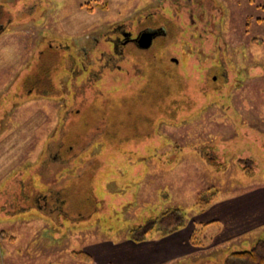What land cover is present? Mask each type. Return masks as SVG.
<instances>
[{
  "label": "rangeland",
  "instance_id": "rangeland-1",
  "mask_svg": "<svg viewBox=\"0 0 264 264\" xmlns=\"http://www.w3.org/2000/svg\"><path fill=\"white\" fill-rule=\"evenodd\" d=\"M152 15L169 26L152 55L175 64L161 107L137 99L146 78L134 88L130 65L99 67L117 27ZM0 23V264H85L73 252L137 239L169 209L202 249L173 264H224L264 239L263 214L238 235L200 217L217 200L264 197V0H0ZM82 57L100 79L60 81Z\"/></svg>",
  "mask_w": 264,
  "mask_h": 264
},
{
  "label": "crops",
  "instance_id": "crops-1",
  "mask_svg": "<svg viewBox=\"0 0 264 264\" xmlns=\"http://www.w3.org/2000/svg\"><path fill=\"white\" fill-rule=\"evenodd\" d=\"M229 199L224 201H216L211 209L202 216L206 225L225 221L228 232L233 235L251 229L256 222L255 219L264 215V197L259 199ZM45 199L40 198V201ZM245 200V201H244ZM225 215H229L226 217ZM54 225L59 226L57 220L49 217ZM75 223V222H74ZM264 223V216L262 218ZM73 224V223H72ZM47 227L50 224L46 225ZM190 234L185 233V229L172 234L171 236H158L144 239L127 240L122 244L115 246L111 242H104L99 244H90L85 247L86 252L94 254L95 260H103L106 264H173L168 259L172 253L175 255L192 257L199 253L202 249L191 247L189 243ZM225 240V239H224ZM222 240H213V242L206 248L210 250L216 245H219ZM181 254V255H180ZM186 259V258H185ZM180 261L177 264H181Z\"/></svg>",
  "mask_w": 264,
  "mask_h": 264
},
{
  "label": "trees",
  "instance_id": "trees-1",
  "mask_svg": "<svg viewBox=\"0 0 264 264\" xmlns=\"http://www.w3.org/2000/svg\"><path fill=\"white\" fill-rule=\"evenodd\" d=\"M143 58H145L144 64H149L145 65L148 66L149 69L147 73H143L142 70L141 75H138V77H135L134 73L132 75L133 80L135 79L134 88L136 87V82L138 80L137 78H140L138 81H142V78H146L145 83H143L139 89L135 90H139L136 97L138 100H144L145 102L152 103L154 107H161V100L162 97H164V94L166 93L165 91L171 86H173L175 82V80L172 81L174 75H166L165 71L169 67V64L172 63H167V60H165V58L159 59L156 55H145ZM146 58L150 59V61L146 60ZM163 73H165V75H163ZM161 75L166 78V85L161 84L163 83V81H165ZM66 76H69V74L64 73L63 76L61 74L58 79L60 78V81L63 78L67 79ZM91 103L89 107H93L94 110H98L99 108H101L103 102L101 101V99H99V96H97L96 100H93ZM132 108L133 106H131V109ZM108 135L112 136L113 139L117 138L115 136V133ZM42 195L45 200L41 202L40 198L42 199ZM46 198L47 196L45 194L41 193L37 195L36 204L39 210L44 209L43 204L47 200ZM215 198L216 192H211L210 189L207 192L201 194L198 199V205L202 212L207 209V207L212 201H214ZM185 220L186 218L183 212L178 209H169L163 212L161 216L155 218L152 223H148L147 226L137 227V231H133V233H140V237L137 238L138 240H140L144 239L147 234L151 233L155 229V227H159L160 231L164 232V235L169 236L181 231L183 229L182 227L185 225ZM193 244L200 245L196 243ZM73 256L80 263L90 264L93 262V257L86 251L73 252ZM224 264H264V239L257 241L256 244L250 250L232 252L224 260Z\"/></svg>",
  "mask_w": 264,
  "mask_h": 264
},
{
  "label": "flooded vegetation",
  "instance_id": "flooded-vegetation-1",
  "mask_svg": "<svg viewBox=\"0 0 264 264\" xmlns=\"http://www.w3.org/2000/svg\"><path fill=\"white\" fill-rule=\"evenodd\" d=\"M154 17L155 16L152 15V16L146 18L147 20H150V21L148 23H145L144 25H142L136 31H135L136 27H133V29H134L133 31L126 29V27H124L123 25L117 27V29L114 30V32H113L114 36L111 35L109 40H107V43H109L112 46V50L114 51V53L111 56H107L104 53H102L101 58H99L100 63L98 62L99 67L102 66L103 70L113 69V66H115L117 63L118 70L121 73H123V72H125V69L123 68V66L127 64V65H130L132 67L133 73H135L134 74L135 77H138V75H141L142 67H144L145 65H149L146 63L144 64L145 58H143V57L145 55L146 56L152 55V51L150 49L154 45L155 40L162 38V37H166L167 33L169 31V29H168L169 26H167V31H166L165 26L161 27V25H159V24H153L152 21L154 20ZM146 33H153L154 38H153V41H152V44L150 47L143 48V47H141V41L140 40H141V36L143 34H146ZM173 59H177V58H174V57L171 58V61L175 62V61H173ZM84 60H87V58H84V57L81 58L82 64L79 66L80 71H78L76 69V67L74 68L73 71L69 70L70 75L68 77H70L69 78L70 87L72 84V78L78 77L80 74H82L84 72L87 73L86 77L81 78L80 80L82 81V79H86V84L90 81H93V80L96 81V80L100 79L98 73H96L97 70L95 68L88 69ZM146 60L150 61V59H147V58H146ZM96 61H97V59H96ZM175 63L178 64L179 60L177 59V62H175ZM89 65H90V63H88V66ZM76 66H78L77 63H76ZM90 66H92V65H90ZM75 70H76V73H75ZM100 70H101V68H100ZM68 77L65 80H68ZM73 80L75 81V79H73ZM79 81H77V82H79ZM86 88L87 87H85V89Z\"/></svg>",
  "mask_w": 264,
  "mask_h": 264
},
{
  "label": "water",
  "instance_id": "water-1",
  "mask_svg": "<svg viewBox=\"0 0 264 264\" xmlns=\"http://www.w3.org/2000/svg\"><path fill=\"white\" fill-rule=\"evenodd\" d=\"M153 38H154V34L153 33H146V34H143L141 36V47L143 48H148L151 46L152 44V41H153ZM173 61L177 62V59H173Z\"/></svg>",
  "mask_w": 264,
  "mask_h": 264
}]
</instances>
